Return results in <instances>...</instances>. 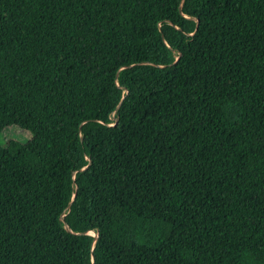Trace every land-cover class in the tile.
<instances>
[{"label":"trees","instance_id":"trees-1","mask_svg":"<svg viewBox=\"0 0 264 264\" xmlns=\"http://www.w3.org/2000/svg\"><path fill=\"white\" fill-rule=\"evenodd\" d=\"M0 264H264V0H0Z\"/></svg>","mask_w":264,"mask_h":264},{"label":"rangeland","instance_id":"rangeland-1","mask_svg":"<svg viewBox=\"0 0 264 264\" xmlns=\"http://www.w3.org/2000/svg\"><path fill=\"white\" fill-rule=\"evenodd\" d=\"M32 136L33 135L29 131L12 125L0 133V145H5L10 138L17 139L21 142H28L32 139ZM29 145L39 156L43 157L57 147V142L46 133H38L33 137Z\"/></svg>","mask_w":264,"mask_h":264}]
</instances>
